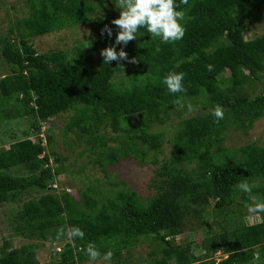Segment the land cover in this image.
Returning a JSON list of instances; mask_svg holds the SVG:
<instances>
[{
    "label": "trees",
    "instance_id": "trees-1",
    "mask_svg": "<svg viewBox=\"0 0 264 264\" xmlns=\"http://www.w3.org/2000/svg\"><path fill=\"white\" fill-rule=\"evenodd\" d=\"M108 1L27 0L28 14L0 36V56L11 70L0 78V122L12 117L15 105L14 117L32 116L38 133L35 140L0 148V205L21 206L11 220L14 232L33 242L59 241L58 229L79 227L84 238L66 243L53 264L88 261L81 251L88 243L95 244L102 256L111 250V260L117 262L122 252L131 253L145 240L151 245L147 264H264V213L263 220L252 225L242 220L230 223L243 215L234 210L235 201L251 202L248 193H239L240 183L256 181L251 195L264 202V147L252 144L234 151L224 147L230 128L247 134L264 119V89L255 96L245 89L247 84L254 87L264 73V36L245 40L243 25L254 19L264 0H188L177 9L185 12L186 31L179 42L162 44L142 28L136 40L116 46L117 52L123 48L129 60L138 61H120L124 71L116 61L103 64L100 55L114 45L111 21L119 17ZM99 11L106 14L101 20L96 17ZM89 22L100 38L81 44L72 54L39 53L31 43ZM105 25L113 29L111 38L101 36ZM169 72L185 74V92L168 93L162 80ZM177 99L198 110L190 114L186 107L178 110L173 103ZM215 105L224 110L219 123L211 114ZM69 113L62 138L74 134L76 140L83 139L87 150L97 155L94 162L108 167L126 159L145 164L166 137L152 127L179 119L167 139L170 156L153 181L157 192L149 201L141 202L135 191L125 189L112 197L93 185L80 192L78 201L65 187L56 194V179L69 168L63 166L67 158L54 149L52 126L43 130L42 124ZM109 130L116 134L109 135ZM16 167L26 174L8 172ZM217 218L220 231L206 233L198 245L200 256L190 245L176 244L185 230L195 229L191 224L209 232V219ZM33 242L13 248L4 240L0 264H40ZM217 253L226 258L216 261Z\"/></svg>",
    "mask_w": 264,
    "mask_h": 264
},
{
    "label": "rangeland",
    "instance_id": "rangeland-1",
    "mask_svg": "<svg viewBox=\"0 0 264 264\" xmlns=\"http://www.w3.org/2000/svg\"><path fill=\"white\" fill-rule=\"evenodd\" d=\"M26 2L27 0H0V36H4L16 20L28 14L29 8ZM107 4L110 9L119 13V10L115 7L116 3L113 0H109ZM253 15V20H244L243 22L244 37L247 41L264 36V7L255 10ZM105 16L106 14L103 11H99L96 15L98 20H101ZM98 38H100V35L95 28V24L89 22L81 26L65 28L61 31L34 38L31 40V43H33V46L39 53L59 50L72 54L75 48L81 44ZM10 73L11 70L6 66L0 56V78ZM123 82L120 81V84L123 85ZM254 87L252 84H247L245 89L252 96L261 93L264 89V73L261 75V79L255 83ZM14 107L16 106L14 105L12 107L14 111L12 113L13 118H7L5 121L0 122V148H9L11 144L27 138L35 140L36 135L38 136V133L34 131V127L32 126L35 119L32 116L24 118L14 117L16 114ZM70 115L72 113L60 114L42 124L43 130L52 126L51 132L55 135L54 149L60 156L67 158L66 161H63V166L68 167L69 172L56 179L57 181L55 183L58 185V189L55 191L56 194L60 195L63 187H65L78 201L80 199V192L87 190L90 185H93L95 187H101V189H104L105 194L109 193L112 197L116 196V191L118 193V191L125 189L128 192L135 191L141 202L149 201L157 192L152 187L153 181L157 177L158 170L161 168L164 160L170 156L171 144L167 139L174 134L179 119L172 117L167 124L152 127V130L164 133L166 137L163 139V146L156 156L150 157L145 164H140L135 159H126L121 160L114 167H108L106 164L102 165L94 162L97 159V155L87 150V144L83 139L80 141L76 140L74 134H70L65 139L62 138L64 126L67 124ZM108 134L112 136L116 133L109 130ZM45 143L46 141H44ZM252 144L264 147V119L257 121L253 129L247 134L235 128H230L226 132L224 147L228 150H239ZM113 145L115 143L111 144V146ZM151 150L154 152V149ZM78 156L81 157L78 158ZM8 172L18 176L26 174V171L22 167L12 168ZM113 175H115V178H113ZM116 181H119L118 185H116ZM246 182L249 185L257 184L256 181L255 183ZM241 192L240 190L239 193ZM253 197H255V200H251L250 203L235 201L234 210L239 209L238 212L243 215L231 219L230 223L242 220L245 224L252 225L263 220L261 214L253 215L248 212L249 206L259 202L256 196ZM20 208V205L12 203L0 205V249L3 246L4 240L11 241L13 248H21L33 242L16 234L11 225V220ZM234 213L236 214L235 211ZM217 220L219 218L215 220L209 219V223L212 224V229L209 232L202 228L203 226L200 228L195 223L193 225L191 224V227L194 226L195 229L192 231L189 229L185 230V233L176 239V244L182 246L190 245L195 256H200L201 250L198 249V245L201 244L206 233L213 232L215 234L214 232L220 231L217 227L218 223L215 222ZM230 223L223 222L226 227ZM68 242L70 240L66 238L60 239L59 241H53L52 239H48V241H34L33 243L37 244L36 253L40 264H53ZM150 249V243L145 240L136 246L131 253L127 251L122 252L117 262L112 260L105 261L101 258L95 264H147V254L150 252ZM223 258H226V256L221 253H217L214 256V259L218 262ZM81 264H92V262L88 260Z\"/></svg>",
    "mask_w": 264,
    "mask_h": 264
},
{
    "label": "clouds",
    "instance_id": "clouds-1",
    "mask_svg": "<svg viewBox=\"0 0 264 264\" xmlns=\"http://www.w3.org/2000/svg\"><path fill=\"white\" fill-rule=\"evenodd\" d=\"M187 4L188 0H180L179 4L176 3V0H116L115 7L119 10V17L111 21L116 29L115 43L101 50L102 63L110 65L113 61H116L119 71H124V64H121L120 61L136 64L138 62L136 58L129 60L128 54L123 48L117 52L116 46H127L129 42L136 40L137 33L142 28L146 29L151 38L158 39L162 44H174L182 40L186 31L182 23L185 20V12L177 9L181 5ZM104 34L111 38L113 29L105 25L101 29V36ZM156 51H160L159 47L156 48ZM207 67L209 71L213 70L211 65ZM113 70L117 71L116 69ZM184 77V73L169 72L163 77L162 83L166 86L169 94L175 95L186 91L183 84ZM173 103L178 110H183L186 107L188 114L198 110L191 103L185 105L180 99L175 100ZM211 114L215 123H219L224 119V110L220 105H215L211 110ZM254 186L249 185L246 181L238 185L241 191L249 194L251 200H255V197L251 195ZM54 188L58 189L57 183H55ZM248 212L253 215L264 213V202L249 206ZM61 238L75 241L77 238L83 239L84 233L79 227H72L67 231L60 228L57 230V239ZM81 251L88 256L92 264H95L101 258L110 261L113 256L111 250L102 256L93 243H88L86 249H81Z\"/></svg>",
    "mask_w": 264,
    "mask_h": 264
}]
</instances>
